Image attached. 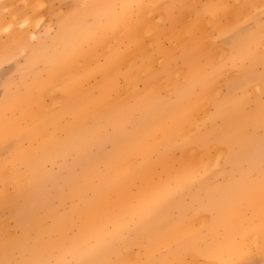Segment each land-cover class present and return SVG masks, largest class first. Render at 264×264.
<instances>
[{
    "label": "rangeland",
    "instance_id": "1",
    "mask_svg": "<svg viewBox=\"0 0 264 264\" xmlns=\"http://www.w3.org/2000/svg\"><path fill=\"white\" fill-rule=\"evenodd\" d=\"M220 1L174 63L161 0H0V264H264V0Z\"/></svg>",
    "mask_w": 264,
    "mask_h": 264
},
{
    "label": "crops",
    "instance_id": "2",
    "mask_svg": "<svg viewBox=\"0 0 264 264\" xmlns=\"http://www.w3.org/2000/svg\"><path fill=\"white\" fill-rule=\"evenodd\" d=\"M177 1L178 0H161V17H163V24H161V49L169 52L170 57H175V59L171 61L174 63H176V60H179L178 63L182 62V52L168 51L173 43H178L182 50L191 46L192 41H194L196 37L205 36L207 31H214L215 27L209 30L210 28L206 25L210 18H212L215 26L218 25L220 21L225 23V28L220 31L221 35L217 36V38L223 42V33L232 29L231 26L234 24L237 17L235 9H223L225 4L220 0H211L207 6H204L205 0L203 3L200 0L198 1V5L201 3L202 6L195 8L194 12H191V10L188 11L189 7L186 5H181V10L178 12L170 11L169 9H172ZM253 1L255 5L260 6L261 3H257V0ZM186 3H188V1ZM165 4L166 6L164 7L166 10L164 12L163 5ZM242 10L245 14L247 7L243 6ZM162 38H168L170 45L165 46L162 43Z\"/></svg>",
    "mask_w": 264,
    "mask_h": 264
}]
</instances>
